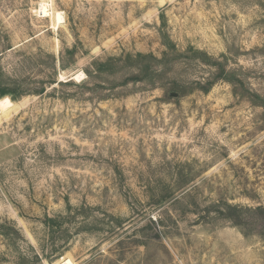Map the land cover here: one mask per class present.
I'll return each instance as SVG.
<instances>
[{"label":"rangeland","instance_id":"rangeland-1","mask_svg":"<svg viewBox=\"0 0 264 264\" xmlns=\"http://www.w3.org/2000/svg\"><path fill=\"white\" fill-rule=\"evenodd\" d=\"M41 2L0 0V264H264V0ZM165 41L166 88L85 73Z\"/></svg>","mask_w":264,"mask_h":264},{"label":"trees","instance_id":"trees-1","mask_svg":"<svg viewBox=\"0 0 264 264\" xmlns=\"http://www.w3.org/2000/svg\"><path fill=\"white\" fill-rule=\"evenodd\" d=\"M164 45L166 46L167 50L164 52L162 58H158L154 56L153 54H137L136 56L133 55H127L124 58H118V57H110L107 60H94L90 66L89 69L85 70L86 75L88 78H102L103 76H113L118 75L122 73L123 71H126V76H124L123 80H116L113 84V88L117 86H125L132 82H145L149 83L153 87H161L166 88L170 84V82H163L160 78L161 72L165 71V65H168L172 60H174L173 55L176 53V47L171 41H165ZM66 54L72 55V57L76 54L75 49L73 51L67 50ZM195 54L200 55L203 58V61L206 63H209L211 58L204 52H201L199 50H195ZM51 57V62L56 63L55 56H49ZM61 67L63 69L66 68L64 64V55H62L61 59ZM162 66V67H161ZM167 72V71H166ZM165 72V73H166ZM224 80L228 81L231 85H233L236 88V81L232 78V74H227L224 76ZM52 81V82H51ZM49 83L53 85H70L72 84L73 80L69 81H58L57 80H51ZM238 81V80H237ZM214 82H208L204 86H201V90L204 93H209L211 90V87L213 86ZM87 83L84 82L82 86H85ZM89 87V86H87ZM100 87H104L100 84H94V92L99 93ZM176 88L179 87V89H182L183 86H175ZM115 90V89H114ZM236 90V89H235ZM172 91V90H171ZM45 92V88L35 90V93L37 95H41ZM171 93H175V95H179V92L172 91ZM237 92L235 91V94ZM12 97V100H16L14 98V95L12 90L9 88V84L6 82L4 78V73L1 71L0 68V98H4L7 96ZM109 96V94H106ZM107 97V96H104Z\"/></svg>","mask_w":264,"mask_h":264},{"label":"bare ground","instance_id":"bare-ground-1","mask_svg":"<svg viewBox=\"0 0 264 264\" xmlns=\"http://www.w3.org/2000/svg\"><path fill=\"white\" fill-rule=\"evenodd\" d=\"M42 10L41 14L45 17L49 16L50 10L48 5V0H42L41 2ZM64 18L61 13H57V25L61 24L63 22ZM56 28V26H55ZM80 75H77L75 78L78 79ZM16 105L13 104V102L9 98H4L0 101V109L2 110V113L9 114L12 109H15ZM63 264H73L72 261H66Z\"/></svg>","mask_w":264,"mask_h":264},{"label":"water","instance_id":"water-1","mask_svg":"<svg viewBox=\"0 0 264 264\" xmlns=\"http://www.w3.org/2000/svg\"><path fill=\"white\" fill-rule=\"evenodd\" d=\"M175 95V94H174ZM175 96H177V95H175Z\"/></svg>","mask_w":264,"mask_h":264}]
</instances>
